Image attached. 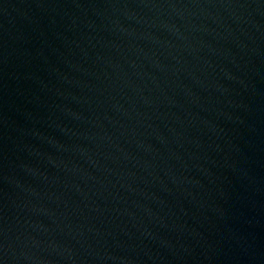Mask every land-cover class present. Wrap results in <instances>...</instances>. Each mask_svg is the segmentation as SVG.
I'll list each match as a JSON object with an SVG mask.
<instances>
[{
  "label": "water",
  "instance_id": "95a60500",
  "mask_svg": "<svg viewBox=\"0 0 264 264\" xmlns=\"http://www.w3.org/2000/svg\"><path fill=\"white\" fill-rule=\"evenodd\" d=\"M0 264H264V0H0Z\"/></svg>",
  "mask_w": 264,
  "mask_h": 264
}]
</instances>
